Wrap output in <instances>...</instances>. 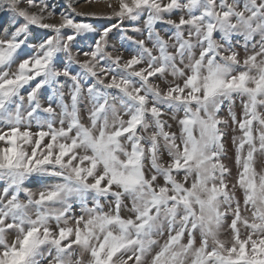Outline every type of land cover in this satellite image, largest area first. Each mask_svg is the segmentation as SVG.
<instances>
[{
    "label": "snow or ice",
    "instance_id": "6c2138e0",
    "mask_svg": "<svg viewBox=\"0 0 264 264\" xmlns=\"http://www.w3.org/2000/svg\"><path fill=\"white\" fill-rule=\"evenodd\" d=\"M107 6L109 19L147 14L146 39L126 37L137 46L128 59L106 51L117 25L103 28L81 60L72 42L95 31L91 24L64 13L59 23L44 22L54 15L45 0H0V11L12 13L10 27L24 21L0 37V264H264V167L256 169L257 154L264 157V0H117L116 7L108 0ZM177 11L178 20L171 19ZM158 22L172 34L161 35ZM30 25L54 35L33 45L37 53L12 72ZM65 28L73 33L62 36ZM60 53L68 63L57 68ZM157 76L166 87L150 79ZM36 77L25 99L20 90ZM46 86L53 96L44 106L39 93ZM84 110L90 125L82 123ZM40 114H47L44 122ZM169 114L179 134L169 130L163 118ZM33 120L37 132L30 130ZM230 124L241 133L232 136L234 182L224 162ZM33 176L62 182L34 192L24 187ZM122 209L133 215L125 218ZM222 230L230 241L220 238Z\"/></svg>",
    "mask_w": 264,
    "mask_h": 264
},
{
    "label": "rangeland",
    "instance_id": "374dc122",
    "mask_svg": "<svg viewBox=\"0 0 264 264\" xmlns=\"http://www.w3.org/2000/svg\"><path fill=\"white\" fill-rule=\"evenodd\" d=\"M39 2V0H37ZM45 2L49 5V11H53L54 15L52 18L46 19L44 22L47 23H59L60 22V14L64 13L66 15L70 14L75 18L76 22L80 23H88L93 26V29L95 31L93 32H88V33H83L79 36L76 37V40L72 42V53L73 55H78L79 59H85L83 56V52L89 51L91 47L93 46L94 42L96 39H98L99 33L103 30V28L110 27L111 25H117L118 27L113 28L112 31L109 33L108 36V46L106 48L107 52H111L113 55H116L118 52L121 54L124 59L130 58V56L137 50V46L132 42L129 41L126 37H133L134 39H146L147 37V29L145 27V20L147 17V14L145 13L141 17H139L137 20H131L129 18L121 19L116 16H111V18H107V16L112 12V9H110L107 6L108 0H89V2H85V0H45ZM231 2V0H229ZM243 0H241V3ZM111 3L113 4L114 7L117 6V0H111ZM21 7H27V4L25 2H22L20 4ZM72 9H75L73 12ZM30 11H38L36 8L30 9ZM77 13H83V15H77ZM92 13H96L97 15H91ZM180 13L174 12L171 15V19L178 20ZM12 13L10 11H0V37L3 36V28H9V31L14 30V27L19 26L20 24L24 23L23 18H19L15 21V24L13 26H9L8 21L11 20ZM156 30L160 31L161 35L165 36L167 38L169 35L172 34L174 31L170 25L164 24V23H157L155 25ZM136 29H139L140 31H136ZM73 33L72 29L65 28L62 30L61 35L66 36V35H71ZM54 33L49 30V29H43L40 28L37 25H30L29 26V35L28 39L25 42V45L21 47V49L17 50V53L14 57L15 62L12 64V67L10 71L15 72L17 68V64L21 59L27 58L29 56L35 55L38 51V48H33V45H38L42 40L47 38L48 36H52ZM218 38V37H217ZM256 39H259V36L256 37ZM147 42V40H146ZM149 43V46H151V43ZM241 56L244 55V49L241 47L239 49ZM59 58L55 62L57 68H62L65 64L68 63L65 55L63 53L58 54ZM103 64L107 65L109 62L108 61H102ZM140 67V66H136ZM73 71L74 72H79L81 71L79 65H72ZM2 70V69H0ZM41 79V77H36L34 80L30 81L29 84L24 85V87L20 90V94L27 98L28 93L31 91L33 87H35L36 83ZM60 82H64V78L60 77ZM153 80L155 83L160 84L162 88L166 87L164 83L161 82V79L159 76L157 77H152L150 78ZM172 77L169 75L167 77V80L169 82L172 81ZM177 82H182V81H177ZM113 93L115 94L116 90H112ZM53 96L52 89L48 86L45 88H42L39 93V98L41 100V103L44 106L46 105V101ZM66 99L68 102H70V98L66 96ZM58 105V101H57ZM54 105V106H57ZM28 107L27 103L23 105L22 112L24 109ZM235 112L237 114V117L239 118L242 115V105L240 101H237V104L235 106ZM260 111L264 112V108H261ZM57 112H59V107L57 106ZM123 114V113H121ZM222 115H227L226 109H223L221 112ZM47 114H40L39 118L41 122L45 121ZM183 117V112L178 113L177 118H182ZM81 118H82V123L85 125H90V121L88 119V113L86 110L81 112ZM164 119L168 120V122L172 125L171 129H169L172 132H176L179 134V125L170 119V114L166 115L163 117ZM124 119L127 120L128 117L124 116ZM26 124V122H25ZM53 125L54 127H59V120L55 119L53 120ZM22 125V130H23ZM232 126L230 124V127L227 132V137H226V149H227V154L226 158L224 159V162L232 169V176L230 177V180L232 182L235 181L236 178V173H237V166L235 164V145L232 142V136L236 135L239 136L241 133L239 130H236L235 132L232 131ZM0 128H4L3 124H0ZM5 130H7L5 128ZM32 132H37L40 129L37 127L36 121H32V127L30 129ZM45 131L47 130L45 126ZM47 140V138H46ZM3 142H0V145H2ZM29 146L25 145V148H28ZM247 148V146H246ZM169 160V157L167 153H164L163 156V161L167 162ZM150 167V165H149ZM262 167H264V157H261L260 154H257V163H256V169L257 171H261ZM181 177H178L180 179ZM62 182L60 178L57 177H30L28 180L25 181L24 187L32 189L34 192H38L40 189H42L45 185H50V184H55ZM159 183L163 184V179L159 178ZM4 187V183L0 181V189ZM237 197L243 201V195L240 190H237ZM20 199L24 200L25 196L22 193L20 196ZM110 199V198H109ZM104 203V201H101ZM74 212L76 215L81 214L80 206L79 204H74L73 205ZM105 211H108L109 208L107 205H105ZM245 215H248V213H244ZM121 215L124 216L125 218L132 216L133 214L125 209H122ZM53 227H55V222L51 221L50 222ZM244 232V229H242V234ZM168 233L165 231L164 235L161 237H156V239L159 241L158 244L153 245L151 253L148 254L146 259L148 261L151 260V256L154 255L157 251H159L160 246L163 245L165 240L167 239ZM13 237L10 236L9 239L11 240ZM220 238L224 240H231V234L229 231H223L220 234ZM183 243L187 242V235H185L184 240L182 241ZM200 242V236L197 233L196 236V243L197 246H199ZM85 260H87L88 256L85 254ZM129 264H132L131 261H129Z\"/></svg>",
    "mask_w": 264,
    "mask_h": 264
}]
</instances>
